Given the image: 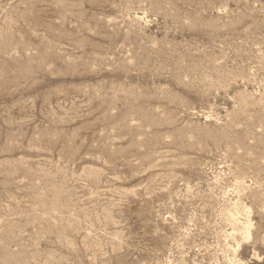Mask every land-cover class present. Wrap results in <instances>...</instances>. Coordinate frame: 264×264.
<instances>
[{"label":"rangeland","instance_id":"1","mask_svg":"<svg viewBox=\"0 0 264 264\" xmlns=\"http://www.w3.org/2000/svg\"><path fill=\"white\" fill-rule=\"evenodd\" d=\"M0 264H264V0H0Z\"/></svg>","mask_w":264,"mask_h":264}]
</instances>
